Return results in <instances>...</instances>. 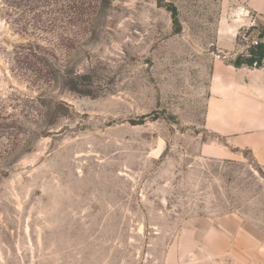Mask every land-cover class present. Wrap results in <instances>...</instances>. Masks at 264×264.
<instances>
[{"label": "rangeland", "instance_id": "1", "mask_svg": "<svg viewBox=\"0 0 264 264\" xmlns=\"http://www.w3.org/2000/svg\"><path fill=\"white\" fill-rule=\"evenodd\" d=\"M16 2L0 0V264H233L205 240L233 213L264 248V167L200 151L213 60L264 34L217 50L242 0Z\"/></svg>", "mask_w": 264, "mask_h": 264}, {"label": "crops", "instance_id": "2", "mask_svg": "<svg viewBox=\"0 0 264 264\" xmlns=\"http://www.w3.org/2000/svg\"><path fill=\"white\" fill-rule=\"evenodd\" d=\"M242 1L251 15L219 25L215 45L221 53L232 55L237 50L241 26L256 25L264 31V0ZM231 61L218 56L213 60L204 126L215 139L204 142L200 151L203 156L221 159H237L246 151L264 167V60L259 67L235 66ZM219 219L226 233L211 228L205 240L227 245L211 255H227L233 264H259L264 248L243 220L235 213Z\"/></svg>", "mask_w": 264, "mask_h": 264}, {"label": "trees", "instance_id": "3", "mask_svg": "<svg viewBox=\"0 0 264 264\" xmlns=\"http://www.w3.org/2000/svg\"><path fill=\"white\" fill-rule=\"evenodd\" d=\"M21 2L26 3L27 5L30 6L34 3V0H17L16 3H21ZM168 9L172 12L174 21L178 23L177 9L173 5H170ZM261 36H262L261 39H264L263 38L264 34H261ZM249 51L252 54L251 57L239 55L235 60H232L231 62L235 66H242V65L252 66L253 62L257 60L259 65H261L260 63L264 60V40H262V42L259 45L249 47ZM34 55L37 56V54H34ZM143 117L147 118L148 115H145ZM11 128H12V125L8 123L3 125L0 122V136L2 135V131L11 129Z\"/></svg>", "mask_w": 264, "mask_h": 264}, {"label": "built area", "instance_id": "4", "mask_svg": "<svg viewBox=\"0 0 264 264\" xmlns=\"http://www.w3.org/2000/svg\"><path fill=\"white\" fill-rule=\"evenodd\" d=\"M248 29H250V27ZM242 37H243V41H246V42H244L243 45H240L241 47L244 48L241 50V52H244V50H245L244 56H247V57L252 56V54L250 53L248 48L251 46L259 45L262 42V40H264V39H261L262 36L260 34L258 35L257 33H254V32L250 33L249 31H247L244 35H242ZM252 66L253 67H259L261 65H259L257 60H255L252 64Z\"/></svg>", "mask_w": 264, "mask_h": 264}]
</instances>
